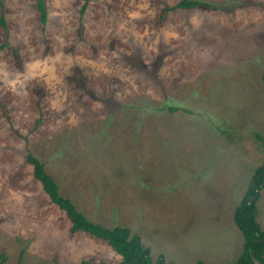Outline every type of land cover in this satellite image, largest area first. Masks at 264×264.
I'll list each match as a JSON object with an SVG mask.
<instances>
[{
    "label": "rangeland",
    "instance_id": "obj_1",
    "mask_svg": "<svg viewBox=\"0 0 264 264\" xmlns=\"http://www.w3.org/2000/svg\"><path fill=\"white\" fill-rule=\"evenodd\" d=\"M43 1L44 29L37 0H0V264L121 261L71 231L28 154L153 263L235 262V209L264 161V0ZM257 210L264 230V189Z\"/></svg>",
    "mask_w": 264,
    "mask_h": 264
},
{
    "label": "trees",
    "instance_id": "obj_2",
    "mask_svg": "<svg viewBox=\"0 0 264 264\" xmlns=\"http://www.w3.org/2000/svg\"><path fill=\"white\" fill-rule=\"evenodd\" d=\"M81 14L83 15L89 5V0H82ZM199 7L218 9L209 3L198 0H181L172 7H167L165 12L182 9L193 10ZM37 9L40 13V20L43 29L47 23L48 13L43 0H37ZM1 25L5 28L4 18H1ZM264 83V73L262 75ZM180 110L179 108H170L171 112ZM41 120L38 121V124ZM256 139L261 143L264 150V138L256 134ZM27 162L33 168L34 178L41 184L43 191L48 195L51 202L64 211L71 223L73 233L83 232L91 237H95L107 243L120 257L121 261L117 264H175L166 262L163 255H160L155 263L151 258V251L145 248L141 243L139 235L132 234L127 227L116 226L107 228L101 224L90 221L75 204L60 193V187L57 182L45 170V165L41 163L32 154L27 155ZM264 189V161L254 171L246 193L235 209L234 221L243 236V249L238 259L230 264H264V230L257 223V202L260 199L261 191ZM1 264L6 262V258L1 256ZM80 264H108L92 263L88 260H82ZM195 264H204L198 261Z\"/></svg>",
    "mask_w": 264,
    "mask_h": 264
}]
</instances>
